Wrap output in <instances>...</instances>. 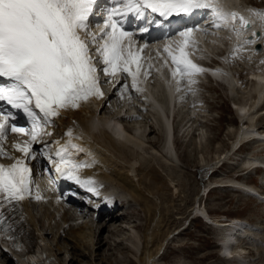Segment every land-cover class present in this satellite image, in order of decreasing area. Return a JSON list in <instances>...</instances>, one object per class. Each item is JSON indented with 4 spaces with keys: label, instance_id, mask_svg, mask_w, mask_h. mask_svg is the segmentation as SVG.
<instances>
[{
    "label": "bare ground",
    "instance_id": "obj_1",
    "mask_svg": "<svg viewBox=\"0 0 264 264\" xmlns=\"http://www.w3.org/2000/svg\"><path fill=\"white\" fill-rule=\"evenodd\" d=\"M217 4L225 12H237L248 19L250 21L248 29L237 35L231 26L217 28L214 23L218 21L215 20L210 10L194 9L191 13L185 14L187 21H184L186 23L175 26L174 32L164 35L161 39L144 40L137 38L133 31L127 27V24L126 27H123L127 18L132 19L134 22L133 16L139 18L140 15L133 12L128 13V17L127 15L117 16L115 19L119 21L123 30L132 33L133 52L141 57L137 62L140 64L139 71H137L136 64L130 66L132 72L136 73L135 82L137 87H132L133 76L128 73L120 71L112 76L99 71L105 65L102 64V57L96 51L103 44V40L98 39L96 43H92L94 44V50L92 52L90 49V55L96 53V57L94 55L92 58L98 69L100 89L103 95L101 97L92 96L86 101H81L77 108L60 109L59 114L51 117L50 122L47 124L40 121L42 128L36 141H32L30 135L13 133L10 130L5 134V138L0 139V145L3 144L4 151L11 155L10 158H0V165L8 167L15 163L16 159H23L31 169L30 193L23 200L9 202L0 198V222L5 221L9 224L15 235L14 243L21 249V251H18L8 246L10 250H7L6 245H10L11 240L9 239L10 242H6V238L9 237L4 230H0V264H74L78 260L77 250L81 246L82 248L86 247L84 250H88L89 255L92 256L93 247L98 245L99 248L101 245L99 238L94 241L98 232L97 229L100 228L99 231L101 232L109 222L119 221L123 223L124 215H117V210L121 205L120 202H122L120 198H115L119 191L126 193L134 202L139 203L142 207L141 210L146 215L142 238L135 237L137 239L135 240L132 231L133 233L130 235L134 238H132L133 248L123 246L121 242L120 244L126 250L132 251L135 248L137 254L140 253L138 255L134 254L135 258H130V262H132L131 259H134L135 264H153L161 249L165 247L166 241L173 234L171 230L165 228L167 226L166 215L169 211L168 204L172 201H181V198H183L181 194L185 192V182L182 183L183 181L175 178L172 172H168L167 177L164 178L152 162L158 155V158L163 161L164 168L170 169L171 166H175L174 164L179 160L175 148L177 136H182L183 140L186 138L189 144H193L200 149L199 152H203L202 142L207 141L205 138L206 128L204 129L205 123L202 125L197 121L200 117H204V114L200 115L202 110L201 108L198 110L197 103H187L189 102L187 101L188 91L193 90L198 84V76L204 77L211 74L214 78L226 83L231 96H237L238 93L242 92V98L245 100V102L235 100L237 102L234 106L238 112L240 125L236 130L237 132L235 131L236 141L231 152L227 151L224 154L225 158L222 157L224 161L232 153L237 155L236 152L241 151L239 149L245 147V144L251 142L264 144V129L254 124L256 118L264 116V107L259 108L264 99V72L261 71L262 69L249 71L248 75L250 77L247 78V81L251 80V86L249 89H242L241 91L237 88L236 77V73L238 75L241 73L233 72L232 66L229 65V55L235 52H239L241 55L243 49H247L252 58H255L258 62L260 61L259 56L262 54L259 55L256 49L260 43L264 44V27L258 30L259 25L255 20V15H253V11L245 3V0H217ZM97 5L102 6V4ZM115 7H123V5L115 3V6L111 8ZM254 11H256V8ZM102 14H104L102 20H91L89 24V32L95 36L103 28L104 21L108 16L105 10ZM235 27L239 28V21L236 22ZM138 29L134 32L143 31L145 26L140 25ZM189 29L194 31L185 51L188 59L203 71L191 77L184 76L180 78L177 76L173 78L172 72L175 70V65L164 49L167 47L173 54H178V48L184 40L180 33ZM195 29H199V31ZM259 34L261 35V41L258 40ZM99 36L97 37L99 38ZM246 41H252V43ZM127 43L128 41L125 40V44ZM215 59L220 60L221 63ZM241 72L245 71L241 70ZM102 74L107 79L102 80ZM177 79L181 80L179 85ZM106 80L109 84L106 85V88H103L102 83ZM190 80L194 83H189ZM124 82L127 83L125 84L126 87L122 86ZM10 83L11 81L4 77L0 87H6ZM121 92L123 98L120 102L122 104L117 102L116 106L111 105L115 99L113 97L118 96L117 94H121ZM253 92L255 93L254 96H252ZM129 94L135 96L133 100L136 102L130 100L129 104ZM111 99L113 100L111 101ZM179 106L180 108H178ZM5 107L20 113L22 117L27 115L22 109L12 107L7 101H0V110ZM32 107L38 115H43L39 113L38 109L34 108V105ZM127 121L129 123H126ZM9 123L16 126L27 123L29 125L28 132L33 127L32 119L23 122L13 120ZM154 130L159 131L158 133L161 134H158L162 138L160 149L156 148L155 141L157 139L153 140L149 139V136L146 137L149 133L155 132ZM69 131H71V135H68ZM26 141L30 143L31 148V152L27 157L13 147L16 143L23 145ZM239 145L240 147H238ZM237 147L238 149H236ZM36 151L42 156L43 163L39 158L40 156L37 155L38 152L35 155ZM261 151H264V147L262 150L260 149ZM58 152L65 160L81 166L76 175L80 177L81 181H93L94 183L90 187L94 188L95 192L89 191L88 185L82 186L81 183L66 178L64 173L56 171V164L59 163L61 158L57 155ZM202 154L199 156H201V160L205 161ZM239 160L240 163L238 164L240 165L235 170L239 173L223 181L224 183L220 186H228L249 194H254L253 190H255L263 198L260 199V202H264V192L247 183L252 180L239 179L245 170L264 171L263 168L257 167L258 165H264V158L261 159L252 153H248ZM220 163L223 164L224 162ZM44 167L46 176H41ZM47 177L54 184L55 194L52 196L54 200L50 202L54 205L53 209L44 203V199L50 195V192L47 191L48 187H45L48 183L50 184L49 181L47 182ZM39 182H42L41 186L45 189L40 187L37 189L34 184L38 183L39 186ZM38 191H40V194ZM74 193L80 196H74ZM169 195V198H176H172L171 202L168 201V203L167 196ZM37 196L40 199H37ZM86 202L89 209L95 213L92 222L96 223L94 227L92 224L88 226L89 231L87 234L84 231L85 227L75 228L72 223L73 220H77L78 216L82 215V209ZM118 203L119 205L116 207ZM35 204L39 205L42 215L47 218V224L42 220V216L36 217L33 213ZM175 205L180 206L181 204L177 203ZM104 207H107V210ZM200 217L202 218V216ZM202 219L206 223L208 221L212 226H215L219 231V235H221L218 253L229 256V258L223 259V264H250L247 258L252 251L248 249L247 245L259 241L250 233L255 234L258 229H264V218L256 221L257 224H252L240 218L218 221L206 216L207 221L204 217ZM250 224L256 227V231L250 227ZM132 226L135 227V225ZM54 227H57L55 233H53ZM123 229H125L123 225H119L116 230L122 232ZM50 234L53 237L49 240ZM242 234L245 235L242 236ZM130 235H126V237H130ZM136 236L138 235L136 234ZM61 239L65 242V249L68 245L72 244L74 246H72L74 251L72 253L68 251L65 259L59 257L62 249H64L60 245ZM233 240L238 241V243L236 245L231 244L230 242ZM139 242H142V245ZM81 243L83 244L81 245ZM262 244L264 245L263 240ZM258 257L263 262L264 254L261 256L259 254Z\"/></svg>",
    "mask_w": 264,
    "mask_h": 264
},
{
    "label": "snow or ice",
    "instance_id": "obj_2",
    "mask_svg": "<svg viewBox=\"0 0 264 264\" xmlns=\"http://www.w3.org/2000/svg\"><path fill=\"white\" fill-rule=\"evenodd\" d=\"M96 0H0V77L8 78L11 83L0 87V101H7L12 107L22 109L33 121L30 132L15 124H10V115L0 113V139L10 130L13 133L30 135L36 141L43 121L57 116L60 109L77 108L81 101L92 96L101 97L98 69L90 55V43L103 40L96 51L102 57L105 75L115 76L122 71L133 76V88H136V73L131 65L141 57L133 52L132 33L126 32L114 17L128 13L142 15L147 9L160 16L174 13H191L194 9L211 11L217 28L231 26L239 35L248 29L250 21L237 12H225L218 7L217 0H114L122 4L123 9L113 8L104 21L99 38L89 30V17L92 15ZM253 11V15L264 22V13ZM239 21V28L236 22ZM199 31V29H195ZM193 29L181 32L183 43L178 54H173L166 47L175 70L173 78L191 77L203 71L188 59L185 48L190 43ZM84 34V35H82ZM255 34V33H254ZM91 37L89 40L87 37ZM125 40L128 41L125 44ZM252 43V41H246ZM142 51V49H141ZM181 82L177 79V84ZM189 83H194L190 80ZM126 87V86H125ZM139 90V89H137ZM39 110L40 116L34 111ZM68 135H71L69 131ZM13 147L25 154L30 152V143H16ZM0 154H5L0 146ZM56 171L64 173L88 190L94 182L81 181L76 175L80 165L65 160L61 153ZM55 163V162H54ZM31 169L23 159L5 167L0 165V198L9 202L20 201L30 193ZM40 199L39 196L36 197Z\"/></svg>",
    "mask_w": 264,
    "mask_h": 264
},
{
    "label": "rangeland",
    "instance_id": "obj_3",
    "mask_svg": "<svg viewBox=\"0 0 264 264\" xmlns=\"http://www.w3.org/2000/svg\"><path fill=\"white\" fill-rule=\"evenodd\" d=\"M245 3L249 5L251 11L255 10L256 8V11L264 13V0H245ZM255 18L259 25L258 30H260L264 27V22H262L257 16H255ZM260 37L261 35L259 34V41L262 40ZM256 51L259 52V55H263L259 56L261 58L259 62L256 61L255 58L251 57L247 49H243L241 51V55L239 52H235L233 54L231 53L229 55V65L232 66V71L241 73L240 75L236 73L237 88H239L241 91L242 89H249L251 86V80L249 79V81H247L249 71L253 69H262L261 71L264 72V44L260 43ZM241 70H244L245 72H241ZM197 78H199L197 82L198 84H196L195 88L193 89L194 91H188L189 95H187V101L189 102L187 103H197L196 106H198V110H200L199 108L202 110V114L200 115L204 114V117H200L201 119L199 118L200 120L198 119L197 121L200 124L202 123V125L205 123L204 129L206 128L205 138L207 141L202 142V149H204L202 150L203 152H199L200 149L198 147L196 148V146L193 144H189L186 138L183 140L182 136H177L175 148L179 160L174 164L175 166H171V170L166 167L164 168V165L162 164L163 161L158 158V155L156 156L157 159L155 158V160L152 162L154 163V167L159 170L158 172L164 178L167 177L168 172H172V175H174L175 178H177L179 181H183L182 183L185 182V192L181 194V197H183L181 198V201H172V203V198L176 197L169 198V195L167 196L168 200L166 198L167 202L169 201L171 203L168 204L169 211L166 215L167 226L165 228H168L169 231L171 230L173 234L166 241L165 247L161 249L153 264H223L224 260L218 255L217 243L220 240L221 235H219V231H217L218 229H216L215 226H212V224L207 221L206 216L218 221H228L231 218H240L242 220H247L252 224H257L256 221H260V219L264 218V202H260V198L257 196V192L255 190H253L254 194H249L248 192H241L240 190L238 191L228 186H220L222 183H224L223 181L239 173L237 171L235 172V170L236 167L240 165L238 163H240L239 159L241 157L245 156L246 154L248 155V153H252L261 159L264 158V151L260 152V149L262 150L264 144H260L259 142L254 144L251 142L245 144V147L242 149L240 148L239 150L241 151H238V153L236 152L237 155L232 153V155L225 159V161L223 159L225 158L224 154L227 151L231 152L233 144L236 141L235 134L237 132V128L240 125V119L235 110L232 108V104L235 105V102L238 100L240 102H245V100L242 98V92H240L241 95L238 93L237 96L233 97L229 93L226 85L216 81L215 79H212L209 75L204 77L198 76ZM102 84L104 85L103 88H106V85L109 84L108 80ZM125 84L127 83L124 82L122 86H125ZM117 95L118 96L113 97V99L115 98L114 100L111 99V101H114L111 103V105L114 104L116 106L117 102L122 104V102H120L123 98L122 92L121 94ZM254 95L255 93L253 92L252 96ZM130 96L131 94H129V104L130 100L132 101L134 99L133 97H135L134 95L131 97ZM133 101L136 102L135 100ZM261 107H264V100L259 108ZM178 108H180V106ZM126 123L129 122L127 121ZM254 124H257V127L260 126L261 129H264V116L256 118L254 120ZM155 130H157V128H155ZM158 132L159 131L151 132L146 137L149 136V139L153 140L157 139L155 141L156 148L160 149L162 145V138L159 136L161 134ZM37 152L38 151L35 152V155ZM4 153L5 154L0 155L1 159L11 157L9 153L5 151ZM200 154H202V156L204 155L205 161L201 160V156H199ZM37 155L40 156V153L38 152ZM219 156L221 157L220 159L218 158ZM39 158L43 163L44 161L42 156ZM220 162L224 163L221 164ZM44 165L46 164L44 163ZM44 169L45 167L43 168V175L41 176H46ZM239 179H243L245 181L252 180L247 183L264 192V171L250 169V171H244ZM48 181L49 177H47V182ZM49 182L50 184L46 183L47 185L45 187H48L47 191L50 192V195L44 199V203H46V206H49L51 209H53L54 205H52L50 202L54 200L52 197L55 194L54 184L52 181ZM41 184L42 182H39V186L38 183L34 185H36L37 189H39V187L41 189H45L42 188ZM38 192L40 194V191ZM60 192L62 193V191ZM120 192L121 191L118 192L119 195L117 194L115 196V198H120V200H122V202H120L121 205L117 210L118 213H116L117 215H124V219H122L123 223L119 221L109 222V224L107 223L101 232L99 231L100 228L99 230L97 229V238L95 237L94 241L99 238L101 242L100 247L98 248V245L94 246L91 256L89 255L88 250H84L86 247L82 248L81 246L80 249L77 250V254L79 255L78 260H76L74 264H135L134 259H131L132 262L129 260L130 258H135V255L140 253L138 252L137 254V250H135V248L132 251L126 250L124 247H122V245L133 248L132 240L135 237L140 239L142 238V231L146 222V215L145 212L141 210L142 207L139 203L136 201L134 202L132 198L126 193L123 192V194ZM77 195L79 194L74 193V196ZM174 202L175 204L180 203L181 205H175ZM173 204L174 206H172ZM84 205V208H81L83 210L82 215L80 217L78 216V219L73 220L72 223L74 224L75 228L80 226L85 227L84 231L87 234L89 231V229H87L88 226L92 224L94 227V224H96L94 221L92 222L95 217V213L89 209L87 202L84 203ZM118 205L119 203L116 205V207H118ZM72 206L74 207V205ZM33 213H35L36 217L42 216V220L47 224V218L42 215L39 205L35 204ZM91 213H93V215H91ZM160 213L162 214V212ZM195 214H197V216H195ZM200 216H202V218L204 217L207 223ZM126 221L129 222L127 223ZM119 225H123V228H125L122 230V232L116 230ZM131 225H135V227H131ZM250 227L254 228L256 231V227L251 226V224ZM56 229L57 227H54L53 233H55ZM132 231L134 234H132ZM263 233L264 229L262 228L258 229L255 234L252 232L250 233V235L256 237V239L259 240L252 245H247L248 249L252 251L250 254L251 258H247L249 259L250 264H264V260L261 262V260H259L260 258L258 257L259 254L260 256L264 254V245L262 244V240L264 242ZM130 234H132L134 238ZM136 234L138 236H136ZM126 235H130V237H126ZM51 237H53V235L50 234L49 240ZM135 240L137 239L135 238ZM60 242L61 247L64 249H62L59 257L65 259L67 257L68 251L69 253L74 251L72 250L73 245H68L67 249H65L64 240L62 241L61 239ZM139 243L142 245V242ZM82 244L83 243H81V245ZM239 244L241 243L239 242ZM82 251L84 252L82 253Z\"/></svg>",
    "mask_w": 264,
    "mask_h": 264
}]
</instances>
